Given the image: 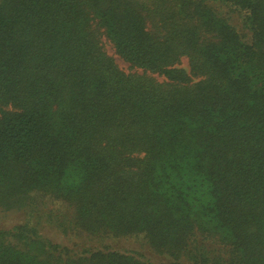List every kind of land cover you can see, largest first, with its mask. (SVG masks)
<instances>
[{
	"label": "trees",
	"instance_id": "1",
	"mask_svg": "<svg viewBox=\"0 0 264 264\" xmlns=\"http://www.w3.org/2000/svg\"><path fill=\"white\" fill-rule=\"evenodd\" d=\"M12 210L0 264H264V0H0Z\"/></svg>",
	"mask_w": 264,
	"mask_h": 264
},
{
	"label": "rangeland",
	"instance_id": "2",
	"mask_svg": "<svg viewBox=\"0 0 264 264\" xmlns=\"http://www.w3.org/2000/svg\"><path fill=\"white\" fill-rule=\"evenodd\" d=\"M106 50L109 54L113 56L114 61L121 69H123L124 71L128 70V64L125 61L121 60L116 55H114L108 45H106ZM186 64H187L186 59L182 58L180 66L186 68ZM20 219H22L21 212L15 211V210L7 211L0 216V227L10 228L11 226L19 222ZM41 231L44 235L48 236L55 243H59L63 245V244H68L69 242L68 240L70 236L64 235L59 230L51 228L48 225L41 227ZM112 246L119 250H126V251H133V252L137 251L141 253L144 257H146L147 259L153 262H158L161 260V257L151 252V250H149L146 247V245L143 243L142 239L140 238L118 240L114 242Z\"/></svg>",
	"mask_w": 264,
	"mask_h": 264
}]
</instances>
